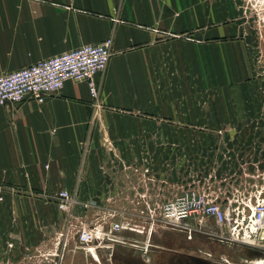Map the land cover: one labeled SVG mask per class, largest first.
<instances>
[{
  "label": "crops",
  "instance_id": "0c3cea01",
  "mask_svg": "<svg viewBox=\"0 0 264 264\" xmlns=\"http://www.w3.org/2000/svg\"><path fill=\"white\" fill-rule=\"evenodd\" d=\"M248 3L0 0V75L113 40L97 106L86 83L71 80L42 102L0 106V238L6 222H26L29 231L37 221L50 224L52 197L61 190L124 184L130 204L141 205L177 197L175 189L149 185L147 169L137 178L133 167H146L166 145L193 141L195 127L230 124L236 108L222 97L229 93L223 79L243 76ZM101 142L109 143L102 171L95 168ZM117 151L130 166L124 183Z\"/></svg>",
  "mask_w": 264,
  "mask_h": 264
},
{
  "label": "rangeland",
  "instance_id": "374dc122",
  "mask_svg": "<svg viewBox=\"0 0 264 264\" xmlns=\"http://www.w3.org/2000/svg\"><path fill=\"white\" fill-rule=\"evenodd\" d=\"M248 5L244 33L247 60L244 69L238 67L243 76L224 78L222 87L229 91L222 94L224 100L228 96L229 103L235 105V120L231 118L227 125L195 127L193 141L175 144L174 148L166 145L146 167H133L137 178L141 176L138 172L147 169L152 180L149 185L158 184L169 193L175 189L177 197L169 195L172 199L168 201L166 196L162 205H141L130 204L124 184L116 190H72L69 192L75 204L63 211L57 206V195H53L50 224L37 221L35 230L29 231L26 222L5 223L0 264H240L243 256L264 264L263 249L231 240L227 233H208L207 229L219 228L213 218L207 220V227L199 217L177 219L176 199L187 195L199 201V208L213 201L227 211L264 198V11H260L264 1L255 7ZM215 89L217 85H213ZM98 144L102 164L92 168L102 171L108 165L109 143ZM118 154L117 166L123 171L120 177L124 183L130 166ZM152 166L157 173L150 175ZM134 197L140 199L141 193H134ZM115 221H129L134 230L97 239L89 248L79 244L81 223L92 227Z\"/></svg>",
  "mask_w": 264,
  "mask_h": 264
},
{
  "label": "built area",
  "instance_id": "2783aa9c",
  "mask_svg": "<svg viewBox=\"0 0 264 264\" xmlns=\"http://www.w3.org/2000/svg\"><path fill=\"white\" fill-rule=\"evenodd\" d=\"M247 1L255 7L264 0ZM261 10L263 13L264 10ZM112 44V38L107 37L100 43L83 45L0 75V106L19 104L26 100L42 102L59 92L68 80L86 83L91 102L97 106L102 76L112 54ZM57 199V206L63 211L71 210L75 204L74 196L68 190L59 191ZM176 202L179 205L177 219L199 217V222L207 227V220L213 218L219 228L217 231L211 230V234L227 233V238L254 247L264 243V198L252 202L249 200V203L229 211L213 201L205 202L199 208V201L189 199L188 195L177 198ZM124 230H134L129 221H115L108 226L95 224L92 227L81 223L77 240L83 248H89L95 240L110 239L114 233Z\"/></svg>",
  "mask_w": 264,
  "mask_h": 264
},
{
  "label": "bare ground",
  "instance_id": "6f19581e",
  "mask_svg": "<svg viewBox=\"0 0 264 264\" xmlns=\"http://www.w3.org/2000/svg\"><path fill=\"white\" fill-rule=\"evenodd\" d=\"M242 258L244 259L243 263H246V264H262V263L258 262V260H256V259L253 261H249V260H246L244 256ZM243 263H240V264H243Z\"/></svg>",
  "mask_w": 264,
  "mask_h": 264
},
{
  "label": "water",
  "instance_id": "95a60500",
  "mask_svg": "<svg viewBox=\"0 0 264 264\" xmlns=\"http://www.w3.org/2000/svg\"><path fill=\"white\" fill-rule=\"evenodd\" d=\"M257 247L264 250V243L257 244Z\"/></svg>",
  "mask_w": 264,
  "mask_h": 264
},
{
  "label": "flooded vegetation",
  "instance_id": "af4514ba",
  "mask_svg": "<svg viewBox=\"0 0 264 264\" xmlns=\"http://www.w3.org/2000/svg\"><path fill=\"white\" fill-rule=\"evenodd\" d=\"M178 250H183V249H181V248H178ZM190 253H193V251H190ZM194 254V253H193Z\"/></svg>",
  "mask_w": 264,
  "mask_h": 264
}]
</instances>
